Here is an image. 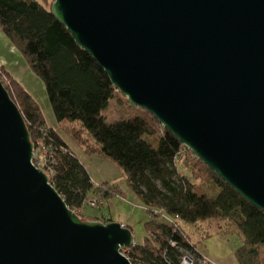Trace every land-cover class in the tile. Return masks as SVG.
<instances>
[{"label": "water", "instance_id": "obj_1", "mask_svg": "<svg viewBox=\"0 0 264 264\" xmlns=\"http://www.w3.org/2000/svg\"><path fill=\"white\" fill-rule=\"evenodd\" d=\"M127 101L264 211V0H55ZM0 75V264H133L130 227L82 218L34 163Z\"/></svg>", "mask_w": 264, "mask_h": 264}, {"label": "trees", "instance_id": "obj_2", "mask_svg": "<svg viewBox=\"0 0 264 264\" xmlns=\"http://www.w3.org/2000/svg\"><path fill=\"white\" fill-rule=\"evenodd\" d=\"M52 4L0 0V29L43 81L58 126L47 123L36 97L2 64L0 75L9 78L10 84H3L23 115L32 142H42L44 167L69 207L82 217L90 197H98L100 206L114 196L124 197L110 182L93 180L77 146L87 156L112 161L151 215L143 243L126 248L133 264H181L186 254L200 258V241L193 240L181 223L212 220L217 221V231L240 237L242 244L235 251L239 264H264V211L217 176L147 110L129 103L137 108L135 113L109 121L104 110L123 95L52 13ZM183 161L185 170H180ZM190 161L208 171L214 190L196 183L193 171L186 170Z\"/></svg>", "mask_w": 264, "mask_h": 264}, {"label": "rangeland", "instance_id": "obj_3", "mask_svg": "<svg viewBox=\"0 0 264 264\" xmlns=\"http://www.w3.org/2000/svg\"><path fill=\"white\" fill-rule=\"evenodd\" d=\"M48 1L50 3H53L55 0H48ZM1 62L4 65H6L17 78H19L22 82H24L28 90H30L34 94V96L37 98V100L39 101L43 109L47 123L52 126H58L56 122V118L52 110V107L49 103L48 97L46 96V91H45L43 81L30 69L22 53L15 47L12 41L4 33V31L0 29V63ZM2 80H3V83L7 85L10 84L9 78L4 77ZM121 97L111 100L109 103V106L104 110V114L107 116L109 121L117 120L122 116L130 115L137 111L136 107L129 104L126 97L124 96H121ZM75 149L77 150L78 155L81 156L82 153L79 150V148H77L76 146ZM41 155L43 157L42 153ZM85 158L87 160V163L90 164V167L87 164L86 166L89 172L91 173L92 177L96 181L100 182L102 178L103 179L107 178L108 180L116 184H119V183L122 184L121 181L123 180L125 181V176L123 175L121 170L112 161L102 160L94 156H85ZM98 159H100L101 162ZM184 164H185L184 161L183 163L182 162L179 163L180 170H185ZM188 166L189 168L186 170H188L189 172L193 171L192 174L195 178L196 183L199 186H202L204 189L208 190L209 192L214 190L212 182H210V174L204 167H202L196 161L194 162L190 161V164H188ZM121 176H123V178ZM129 198L124 199L126 200V203L122 204V208L123 210L128 209L129 204L133 205L134 210L131 211L130 213L135 212L134 219L132 220L131 218L133 217L128 216V214H130L129 211H126V210L122 211V209H119L118 211H115L112 209L111 210V213L113 216L112 218L116 220H122L127 215L126 219L131 220L134 226V232L136 236L135 239L137 242H139L140 238H143L145 236L143 234V230L145 231V222H144V219L141 220V218L144 217L146 219L147 216L150 214L147 213L148 211H144L138 206H136L135 205L137 203L136 201H135L136 203H130V201L132 202L133 199L131 200ZM108 205L107 204L105 206L97 205L94 207L87 206L80 213L82 214V217L84 218L102 216V213L107 214L109 212L110 206ZM181 224L184 230L187 233L191 234V236L193 237V240H196V241L202 240L199 237L198 232L200 231L199 234H202V232L204 231L203 229L204 227H207V229H210V230H216L217 225H218L216 220H212L208 222L204 221V222L199 223V226H198L199 230H198L196 229L197 227L191 226V224H187V223H181ZM201 242H199V248L204 246V245H200Z\"/></svg>", "mask_w": 264, "mask_h": 264}, {"label": "crops", "instance_id": "obj_4", "mask_svg": "<svg viewBox=\"0 0 264 264\" xmlns=\"http://www.w3.org/2000/svg\"><path fill=\"white\" fill-rule=\"evenodd\" d=\"M0 64L4 65L2 62ZM4 66L16 79H18L26 87L24 82H22L19 78H17L6 65H4ZM81 153H82L81 158H82L83 162L90 167V164L87 163V160L85 158V156H87V155L83 154V152H81ZM90 158H92V157H90ZM98 160L101 162L100 159H98ZM121 177L123 178V176H121ZM93 180L96 183L108 181L112 185L117 187L118 190H121V192L123 193L124 197L123 196H114L115 199L111 198L109 200L110 202L107 201L104 204V206L106 204L107 205L109 204L108 206H110V210H109V212L107 214L106 213H104V214L102 213V216H105L106 218H108L110 220L119 221V222L127 225L128 227H132V231H133V233L135 235L134 226H133V224H132L130 219H126L127 215L122 220H116V219L112 218L113 216H112V213H111L112 209L115 210V211H118L119 209H122V211L126 210V211H129V213L131 211H133L134 210L133 209L134 206L130 205V204H129V208L128 209H124L123 210V208H122V204L126 203V200H124V199H126V198L128 199L129 197H130L129 199H131V200L133 199L132 202L130 201V203H136L137 202L135 204L136 206H138L139 208H141L144 211H147L145 206L138 200V198L135 195V193H133V191L130 189V187L128 186L126 180L125 181L124 180L121 181L122 184L121 183H119V184L113 183L112 181L108 180L107 178H105V179L102 178L100 180V182L96 181L94 178H93ZM125 195H126V197H125ZM134 215H135V212L128 214V216L133 217V218H131L132 220L134 219ZM150 218H151L150 215H148L146 219L144 217H142L141 220L144 219V222L146 223ZM110 220H108V221H110ZM191 226L197 227L196 229L199 230V228H198L199 223L191 225ZM201 228H203V227H201ZM203 229H204V231L202 232V234H199L200 231L198 232L199 237L202 239L201 240L202 242L200 241L201 242L200 245H204L203 247L199 248V250H200V252L202 254L211 257L212 259L220 262L221 264H239L237 259H236V257H235V251L242 243H241L240 237L237 234H224V233H222L220 231H217V229L216 230H210V229H207V227H204ZM143 234L145 236H147L146 228H145V231L143 230ZM207 234H211V235L206 237ZM145 236L143 238H140L139 242H137L136 239H135L136 243H143V241L146 238ZM135 238H136V236H135ZM210 240H212V241H210Z\"/></svg>", "mask_w": 264, "mask_h": 264}, {"label": "built area", "instance_id": "obj_5", "mask_svg": "<svg viewBox=\"0 0 264 264\" xmlns=\"http://www.w3.org/2000/svg\"><path fill=\"white\" fill-rule=\"evenodd\" d=\"M42 146L43 145H42L41 141H39L37 143V145H35V159H34V163L37 166H40L48 174V171L44 167L46 165V162H47V156H46L45 152L42 151V149H41ZM41 153L43 154V157H42ZM99 203H102V201H100L99 198L96 197V196L90 197L88 199V202H87L88 206H91V207L97 206V205H99ZM158 212L159 211H156V213H158ZM162 217L164 219H166V220L172 221V219L168 215H163L162 214ZM125 249L126 248H123L124 253L126 252ZM181 264H221V263L216 261V260H214V259H212V258H210V257H208V256H206V255H204V254L198 259H196L191 254H186V255L183 256Z\"/></svg>", "mask_w": 264, "mask_h": 264}]
</instances>
